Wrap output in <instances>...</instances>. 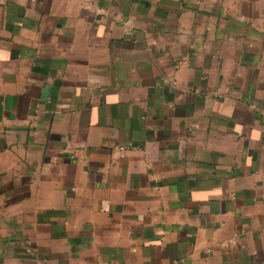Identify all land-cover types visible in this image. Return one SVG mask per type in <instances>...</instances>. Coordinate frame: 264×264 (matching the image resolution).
<instances>
[{
	"label": "crops",
	"instance_id": "1",
	"mask_svg": "<svg viewBox=\"0 0 264 264\" xmlns=\"http://www.w3.org/2000/svg\"><path fill=\"white\" fill-rule=\"evenodd\" d=\"M0 264H264V0H0Z\"/></svg>",
	"mask_w": 264,
	"mask_h": 264
}]
</instances>
